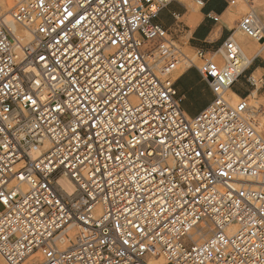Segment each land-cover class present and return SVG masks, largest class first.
<instances>
[{
  "label": "built area",
  "instance_id": "1",
  "mask_svg": "<svg viewBox=\"0 0 264 264\" xmlns=\"http://www.w3.org/2000/svg\"><path fill=\"white\" fill-rule=\"evenodd\" d=\"M172 1L132 0V7L130 10H125L127 15L123 17V22L119 26L121 35L127 34L130 37L128 49H125V52L130 49L136 53L139 49L140 54H145L151 50V55H144V61L153 67L156 78L161 83H167L171 89L172 96L164 105V112L161 113L160 107H156V113L165 115L175 111L177 122L181 123L185 130L180 142L166 150L161 167L170 166L177 170V178L181 177L183 173L178 170L179 158L174 156L173 152H183L185 148L194 149L199 155L195 157V163L191 164V168L192 173L199 174V179H192L190 173L189 180L179 182L190 187H196L201 183L206 184V190H202L203 195L199 202L203 203L206 200V206L207 204L213 206L221 203L232 204L234 211L241 212L246 207L252 208L255 204H264V136L257 129L252 120L253 117L250 116L264 115V106L253 109L249 104L248 96L240 97L237 102L230 101L226 96L228 90L245 70V68L240 69L243 52L233 34L229 35L223 43L222 49L226 60L224 65L209 57L202 49L196 51L200 63L186 57L189 66H195L198 69L214 92L213 100L204 109L195 116H189L181 107L182 98L178 96L177 88L171 87L176 85L174 73L185 54L174 37L175 30L179 31L182 23L179 21L175 28H167L165 36L171 43L159 49H153V44L161 40V37L152 39L147 34L148 29L140 31L143 25L139 23L133 25L135 16L144 15L146 17L144 23L150 28L165 31L159 24L153 23L160 12L151 14V8L153 6L158 9L165 8ZM242 1L248 5L249 11L240 18L239 29L248 37L264 42V30L259 27V21L262 19L254 8L253 1ZM39 3L40 0H24L18 2L9 11L13 20L29 32L31 39L26 43H21L9 26L0 3V69H3L0 71V90L7 88L12 93L6 99L0 96V105H3L0 107V129H4L0 132V145L8 144L7 151L0 148V171L5 173V177L13 173H23L29 177L27 181L21 182L17 176L5 190L7 194L8 190L16 184L21 185V191L15 198V203H12V197H9V205L0 203L2 205L0 233L7 231L11 240L8 244L0 241V255L4 263L6 254H10L7 255V259L14 258L15 264H21V261L24 264L34 255L42 258L41 264H50V262L51 264H104L109 259L112 264H118L121 259L124 264L129 262L130 264H152L151 260L157 258L163 259V264H171V257L162 241L156 242L155 250H152L148 247L135 246L139 239L135 229H131V239L127 235L123 237L120 235L121 231L126 234L130 230L125 215L129 220L138 219V215L124 212L126 201L131 198L130 193L136 192V199L144 200L145 203L140 204L139 207V211H144L147 200L139 194L141 188L148 189L153 186L154 180H163V177L144 176L143 173H138L134 177L135 169L125 158L131 155L127 145H123V150L114 142L109 147L105 140L111 141L112 134L109 133L105 137L101 132L100 137L94 136L93 132L98 130L95 122L92 129L85 127L84 131L78 133L82 141L78 142L76 139L72 141L67 139L70 133L62 131L64 124L59 120H53L45 125V121L40 119L43 116L50 120L53 116L51 99L54 97L49 83L60 88L56 82L49 81V72L60 75L58 69L52 67L54 60L56 62L64 60L69 49L73 51L81 49L80 55L84 57V60L80 63L85 66L86 72L90 66L88 61L95 53L92 52L91 44L87 50H83L84 46L80 43L82 29H73L67 21L64 26L56 24V21L61 18L59 9L69 7L73 0H59V3L57 0H43V7H39ZM196 3L203 6L205 0H196ZM229 4L236 5L237 0H229ZM71 10L74 14L78 11L77 8H71ZM214 19L217 21L218 17ZM245 20L254 21V23L245 25ZM53 25L56 26L55 32L50 30ZM41 27L49 30L41 31ZM62 28L69 33L70 38L71 34L76 32L74 37L76 44L69 43L64 52L60 51L66 42ZM253 29L258 34H254ZM57 32L60 33L59 36ZM83 34L87 35L86 32ZM119 47L117 45L106 49L105 54L110 55ZM232 49L236 51L233 52ZM40 55L47 57V69L43 68L44 62L39 59ZM170 65L174 67L170 68ZM28 68H35L40 74L42 88L38 89L34 85L30 88L25 87L26 81L22 74L29 75L26 73ZM213 70L217 75L212 74ZM225 73L231 74L232 83L226 90L222 88L217 92L215 88L218 87V76ZM104 75H107V72ZM17 81L20 83L17 84ZM246 81L257 89V80L252 74L246 77ZM61 83H65L66 86V82L61 81ZM14 84L15 87H13ZM34 92L39 96H48L50 99L40 100L37 111L33 114L22 107L18 96L24 93L32 95ZM130 99L133 105L140 102L139 97L134 95ZM241 104L244 105L243 109L238 107ZM181 111L187 118V124H184L183 118L179 116ZM37 122L41 124L40 132L43 134V140L33 135L31 131H26L29 124L34 125ZM197 123L200 127H197ZM218 123L221 127L224 124L230 125L233 131L230 134L222 133L220 137L211 135ZM188 125H191V129ZM46 128L53 130L46 131ZM85 132L88 133L87 138H85ZM125 139L131 140L132 137L125 133ZM90 141L95 142L89 146ZM105 148H108V151H105ZM116 155L123 160L120 167L123 169L127 166L128 169L123 177L110 176V170H113L119 161L106 158ZM61 158H64L63 162ZM8 168H12V172H8ZM221 173H227V175L222 176ZM63 175L68 176L73 182L72 192L60 182ZM130 179L133 181L131 185ZM183 191L185 189L182 186L181 193ZM25 197H27V204L23 203ZM133 211H137L135 201H133ZM57 217L61 219L58 220ZM183 218V213L176 217L177 220H183ZM139 219L141 223L144 222L143 218ZM71 225L77 229L74 235L68 230ZM120 225H123L122 229ZM175 227L180 228V224H175ZM239 227H241L240 224H233L226 231H235ZM248 227H252L251 223ZM164 231L165 229H161V233ZM62 235L66 236V244L61 242ZM260 237H264V233H257L252 239L258 242ZM124 239H129L128 245L123 243ZM49 252L52 253L51 256L48 255ZM25 256L27 259H24Z\"/></svg>",
  "mask_w": 264,
  "mask_h": 264
},
{
  "label": "snow or ice",
  "instance_id": "2",
  "mask_svg": "<svg viewBox=\"0 0 264 264\" xmlns=\"http://www.w3.org/2000/svg\"><path fill=\"white\" fill-rule=\"evenodd\" d=\"M38 6H44L43 0H40ZM131 7L132 0H119V3L117 0H73L69 7L59 9L61 18L56 21V24L64 26L67 21L73 29H82L80 43L84 46L83 50H87L91 44L92 52L95 55H92L88 61L90 66L86 72L84 71L85 66L80 63L84 60V57L80 55L81 49L75 51L69 49L64 60L59 62L54 60L52 67L58 69L60 75L49 72V81L56 82L60 88L49 83L54 97L51 99L53 116L50 120L43 116L40 119L45 121V125L53 120H59L64 124L62 131L70 133L67 135V139L69 141L76 139L78 142H82L78 133L84 131L85 127L92 129L95 122V127L98 130L93 132L94 136L100 137L101 132L105 137L109 133L112 134L111 141L105 140L109 147L113 142L121 150H123L124 144L127 145L131 155L125 158L135 169L134 177L138 173H143L144 176L159 175L163 177V180H154L152 187L141 188L139 194L147 200L144 211H139L140 204L145 202L136 199V192L130 193L131 198L126 201L124 212L138 215V219L129 220L125 215L130 230L126 234L121 231L120 235L121 237L127 235L131 239V229H135L139 237L135 244L136 247H148L155 250V243L162 241L165 250L171 257V264H264V237H260L258 242L252 239L257 233H264V204H255L252 208L246 207L241 212L234 211L232 204L221 203L216 206L207 204L206 206V200L203 203L199 202L203 195L202 190H206V184L201 183L196 187H190L179 182L189 180L190 173L192 179H199V174L192 173L191 168V164L195 163V157L199 155L194 149L185 148L183 152H173V155L179 158L178 170L183 173L181 177L177 178V170L170 166L161 167L166 150L180 142L181 135L185 134V130L181 123L177 122L175 111L165 115H158L155 111L156 107H160L161 113L164 112V105L169 102L172 92L167 83H161L156 78L153 67L144 61V55H151V50L145 54H140L139 49L136 50V53L130 49L125 52V49H128L130 37L127 34L121 35L119 26L123 22V17L127 15L125 10H130ZM71 8H77L78 11L74 14ZM158 11L163 16L167 12V8L158 9L155 6L151 8V14H156ZM145 19L144 15L135 16L133 25L136 23L143 25L140 31L148 29L147 34L152 39L157 36L161 37V40L153 44V49L166 47L171 43L165 36L166 24H160V28L165 30L162 32L159 28H150L144 23ZM153 23H159V21L154 20ZM183 23L186 25L188 21H183ZM244 23L251 25L254 21L245 20ZM259 27L264 30V19L259 21ZM40 30L48 31L49 29L41 27ZM50 30L55 32L56 26L53 25ZM61 30L66 42L60 51L64 52L69 43L76 44L74 39L76 32L74 31L70 38L66 30L63 28ZM84 32L87 33L86 36L83 34ZM253 32L258 34L255 29ZM56 34L60 35L59 32ZM117 45L120 47L116 51L110 55L105 54L106 49ZM232 51L235 52L236 49H232ZM39 59L44 62L43 68L47 69V57L40 55ZM169 67L172 68L174 65ZM105 72L107 75H104ZM26 73L29 75L22 74L26 81V88H30L32 85L38 89L43 87L40 74L36 72L35 68L26 69ZM212 74L217 75L215 70ZM61 81L66 82V86ZM218 82L215 91L219 92L222 88L226 90L227 86L232 83L231 74L219 75ZM16 83L18 84L20 81ZM15 86L14 84L13 87ZM171 87L175 88L177 85H171ZM9 95L12 93L7 88L0 90V96L3 98L6 99ZM133 95L139 97V104H132L130 97ZM189 96L194 103H199L192 93H189ZM18 99L23 108L34 114L39 101H48L50 98L39 96L34 92L32 95L24 93L18 96ZM183 103L188 106V101ZM2 106L0 105V107ZM238 107L243 109L244 105L241 104ZM179 116L183 118L184 124L188 123L183 111L179 113ZM188 127L191 129V125ZM197 127H200L199 123H197ZM40 129L41 124L37 122L34 125L29 124L26 131H31L33 135L43 140ZM45 130L52 131L53 129L46 128ZM3 131L4 129H0V132ZM232 131L230 125L224 124L221 127L218 123L211 135L220 137L222 133L230 134ZM125 133L132 139L126 140ZM87 136L88 133L85 132V138ZM94 142L90 141L89 146ZM0 148L7 151L8 144L0 145ZM104 150L108 151V148ZM106 159L119 161L115 168L110 170V176L123 177L124 172L128 169L127 166L123 169L120 167V164L123 163L121 157L119 155L108 156ZM63 161L64 158H61V162ZM9 163L12 162L9 161ZM7 171L12 172V168H8ZM221 175L226 176L227 173H221ZM17 176L21 182L29 179L28 175L23 173H13L11 176L5 177V173L0 171V203L3 205H9V197H12V203H15V198L21 191V185L18 183L5 194V190ZM132 183L133 181L130 179L129 184ZM35 186V182H33V187ZM182 186L185 189L183 193H181ZM228 198L230 199V197ZM133 201H135L136 212L133 211ZM23 203L27 204V197ZM180 213H183V220L176 219ZM139 218H143L144 222L141 223ZM57 219L61 218L57 217ZM177 223L180 224V228L175 227ZM249 223L252 225L251 228L248 227ZM233 224H240L241 227L235 231H226ZM169 225L171 227H168ZM119 227L122 229L123 225ZM161 229H165V231L161 233ZM12 239L14 240L15 237L13 236ZM129 239H124L123 243L128 245ZM0 241L5 244L11 242L7 231L0 233ZM7 255L10 254H6L5 264H15L14 258L8 260ZM48 255L51 256L52 253L49 252ZM24 259H27V256ZM104 264H112V261L109 259ZM118 264H124L123 259L118 261Z\"/></svg>",
  "mask_w": 264,
  "mask_h": 264
},
{
  "label": "crops",
  "instance_id": "3",
  "mask_svg": "<svg viewBox=\"0 0 264 264\" xmlns=\"http://www.w3.org/2000/svg\"><path fill=\"white\" fill-rule=\"evenodd\" d=\"M190 1L196 3V0H173L165 7L167 12L163 16L159 13L155 21H159L157 23L159 25L161 23L166 24L167 28H175V25L180 21L182 23L181 29L179 31L175 30L174 33L176 41L182 46L187 45L195 51L202 49L208 55H214L222 49L223 43L229 35L233 34L234 36L233 30L240 20L238 18L239 13L235 8H231L232 5H228L229 0H205L204 5H199L198 10ZM196 13L197 15H195ZM194 15L198 18H194ZM214 17H218V20L216 21ZM183 21H188V23L185 25ZM258 55L264 57L262 54L254 56ZM252 58L242 68H245L243 75L231 87L239 97H250L254 95V92L257 95V89L253 87L251 88L253 90H250L251 85L246 81V77L250 74L253 75L257 70H264V61L259 57ZM176 85L177 94L182 98L181 107L189 116H195L214 98L210 83L202 78L195 66H188L181 70L176 75ZM185 88H187V91H185ZM248 91L252 92L249 94ZM189 93H192L199 100V103H194ZM184 101H188V106H185ZM199 104L201 106H197Z\"/></svg>",
  "mask_w": 264,
  "mask_h": 264
},
{
  "label": "rangeland",
  "instance_id": "4",
  "mask_svg": "<svg viewBox=\"0 0 264 264\" xmlns=\"http://www.w3.org/2000/svg\"><path fill=\"white\" fill-rule=\"evenodd\" d=\"M17 1H19V0H16L14 2V4H12V5L13 6L16 5ZM252 1L254 3L253 5H254V8L256 9L257 13L261 17V19H264V16H263V14H264V0H252ZM7 2H8V0H4L3 3H1V2L0 3L2 5V7H4V5H7ZM190 3L192 5H194L195 7H200L198 4H196L193 1H190ZM231 8H235L236 11L239 13L238 18H241L245 13H247L249 11L248 5L245 4L242 0H237V4L232 5ZM4 9H5V11L7 10L6 8H4ZM233 31H234L233 37L236 39L237 43L241 47L242 52L245 53L246 57L251 59L254 55L261 54V53H259L260 47H262L263 51H264V44H261L263 42L260 43L258 40H255V39L248 37L246 34H244L239 29L238 25L235 27V29ZM179 47L188 57L193 59L196 63L201 62L200 59L197 58L196 51L194 49L188 47L187 45L182 46L181 44H179ZM245 56H244V62L246 59ZM209 57H212L215 61H218L221 65H224L226 63L223 50L222 51L220 50L219 52H217L214 55H209ZM255 57H259L264 61V57H262V56H259V55L254 56L252 59H254ZM247 59H246V61H248ZM187 66H189V62L184 57H182V62L180 64V66L178 67V69L174 73L175 77L177 74H179L181 72V70H183ZM253 76L257 80V95L254 97L255 100H253L252 99L253 97L250 96L248 98V101H249V104L251 105V107L253 109H256V108H259L261 106H264V70H262V69L257 70L253 74ZM241 81H243V79H241ZM251 88H253V87L250 86V90H253ZM251 92L252 91H248L249 94ZM226 96L228 97V99H230L228 93L226 94ZM237 101H239V99H237ZM237 101H235V102H237ZM197 106H201V105L199 104ZM253 119L255 120L256 123H259V122L264 123V115L263 114L253 115ZM257 127L261 131V133L264 135V130H262L263 127H260L259 124L257 125ZM1 208H2V205L0 204V209ZM35 257H36V255L30 257L24 264H32V263L35 264L34 262H32Z\"/></svg>",
  "mask_w": 264,
  "mask_h": 264
},
{
  "label": "bare ground",
  "instance_id": "5",
  "mask_svg": "<svg viewBox=\"0 0 264 264\" xmlns=\"http://www.w3.org/2000/svg\"><path fill=\"white\" fill-rule=\"evenodd\" d=\"M16 0H8V2H7V5H4V7H3V11H4V13H5V17H6V21L8 22V24H9V26L12 28V30L14 31V33L18 36V38L20 39V41H21V43H26V42H28L30 39H31V36H30V34H29V32L27 31V30H25L24 28H22L20 25H18L14 20H13V18L11 17V15H10V13H9V11H10V9L13 7V5L12 4H14V2H15ZM22 1H24V0H19V1H17V3L18 2H22ZM0 2L1 3H3L4 2V0H0ZM192 3V2H191ZM4 8H6L7 10L5 11V9ZM199 9V7H196V10H198ZM190 15H191V13H190ZM190 15H189V18H190ZM195 15H197V13L195 14ZM194 15V16H195ZM185 16V15H184ZM187 16V15H186ZM193 17V16H192ZM197 16H195L194 18H196ZM188 18V19H189ZM198 18V17H197ZM193 19V18H192ZM196 21V20H195ZM195 23V22H194ZM193 26V25H192ZM260 43L262 42V41H259ZM261 44H264V42L263 43H261ZM18 50L20 51L21 49H20V47H18ZM223 49H221V51H222ZM258 53V52H257ZM259 53H261L263 56H264V51H263V48L262 47H260V50H259ZM243 55L245 56V53H243ZM244 56H243V61L241 62V66H240V69H242L243 67H245L246 66V64H247V62L248 61H250V58H248V57H246V59L248 60V61H246V59H245V62H244ZM186 57H188L186 54H184V58L186 59ZM188 67V66H187ZM228 94H229V97H230V101L232 100V102L234 101H237V99H239L240 97L238 96V95H236L234 92H233V90L230 88L229 90H228V92H227ZM256 96V93L254 92V95L252 96L253 98V100H255L254 99V97ZM249 98V97H248ZM256 115V114H255ZM251 117H253V115H250ZM253 121H254V123L256 124V126L259 124V126L260 127H263V129L262 130H264V123L262 122H259V123H256L255 122V120L254 119H252ZM257 129H258V127H257ZM259 130V129H258ZM260 131V130H259ZM261 132V131H260ZM264 136V135H263ZM60 182L62 183V185L64 186V187H66V189L68 190V191H70V192H72L73 190H74V184H73V182L71 181V179L68 177V176H66V175H63L61 178H60ZM68 230L69 231H72L73 232V235L74 234H76V232H77V229L75 228V226L74 225H71L69 228H68ZM67 230V231H68ZM61 242L62 243H66L67 242V240H66V236L65 235H62V237H61ZM42 258H40V256H38V255H36V257L33 259V261L32 262H34L35 264H41V262H42V260H41ZM4 262V260L2 259V257H1V255H0V264H5V263H3ZM40 262V263H39ZM151 263L152 264H163L164 263V261H163V259H161V258H157V259H153V260H151ZM33 264V263H32Z\"/></svg>",
  "mask_w": 264,
  "mask_h": 264
}]
</instances>
